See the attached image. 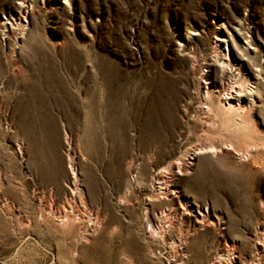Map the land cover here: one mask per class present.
I'll use <instances>...</instances> for the list:
<instances>
[{
	"label": "rangeland",
	"instance_id": "obj_1",
	"mask_svg": "<svg viewBox=\"0 0 264 264\" xmlns=\"http://www.w3.org/2000/svg\"><path fill=\"white\" fill-rule=\"evenodd\" d=\"M0 264H264V0H0Z\"/></svg>",
	"mask_w": 264,
	"mask_h": 264
},
{
	"label": "bare ground",
	"instance_id": "obj_2",
	"mask_svg": "<svg viewBox=\"0 0 264 264\" xmlns=\"http://www.w3.org/2000/svg\"><path fill=\"white\" fill-rule=\"evenodd\" d=\"M221 39V38H220ZM220 39H218L219 41H222V40H220Z\"/></svg>",
	"mask_w": 264,
	"mask_h": 264
}]
</instances>
